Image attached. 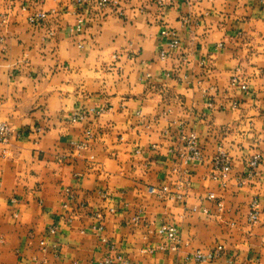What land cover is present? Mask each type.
<instances>
[{
  "label": "crops",
  "instance_id": "1",
  "mask_svg": "<svg viewBox=\"0 0 264 264\" xmlns=\"http://www.w3.org/2000/svg\"><path fill=\"white\" fill-rule=\"evenodd\" d=\"M0 122L11 131L0 144V264H97L109 246L127 264H264L259 0H0ZM218 152L224 181L212 179ZM254 153L262 162L248 178ZM162 186L167 196L149 193ZM165 224L179 233L174 252ZM216 246L217 258H192Z\"/></svg>",
  "mask_w": 264,
  "mask_h": 264
},
{
  "label": "built area",
  "instance_id": "2",
  "mask_svg": "<svg viewBox=\"0 0 264 264\" xmlns=\"http://www.w3.org/2000/svg\"><path fill=\"white\" fill-rule=\"evenodd\" d=\"M154 4L159 7H166V6H172L178 1H188V0H152ZM91 0H75V3L77 4H89ZM109 0H95L96 6L99 8H104L108 4ZM259 2L264 6V0H259ZM44 18L43 14H40L38 16H35L33 18H29L30 23H35L38 20H41ZM167 36L166 31L161 32V37L165 38ZM179 43L178 40L173 39L170 42L171 48L176 49L178 47ZM161 59L166 57V54L164 52L160 53ZM239 85L238 79L236 77H232L230 80V86L237 87ZM240 89L243 92H246L247 87L245 84H240ZM83 116H75L74 120H81ZM10 129L5 123H0V143H5L7 141V138L10 134ZM184 146L186 148V151L188 152L187 159L189 160H196L199 158V152L197 150V137L195 134L190 133L188 134L184 139ZM262 162V156L259 153H254L250 156L248 160V172L247 177L251 178L260 163ZM212 166V179L213 180H221L224 181L227 179L231 167L230 162L226 154L223 152H218L211 161ZM149 193L154 194L159 198L165 197L168 195V188L167 187H160L158 189L156 188H149ZM212 196L209 195L208 199H211ZM217 209L220 210L222 208L221 202H218L216 204ZM259 202L257 200H252V202L249 205V212L247 215V221L250 224H253L257 221L259 217ZM101 229L98 228L97 232L100 233ZM162 232L166 238L167 241V248L174 252L177 250L179 245V233L175 226L171 224H165L162 226ZM101 241L106 244L107 241L105 238H101ZM223 248L222 246H216L214 250L208 252L207 254H202L201 252H195L192 255V258L200 262L202 260L210 261L214 258H217L222 253ZM97 264H127L125 260H123L120 256H117L113 253V248L109 246L108 251L101 257V259L97 262Z\"/></svg>",
  "mask_w": 264,
  "mask_h": 264
},
{
  "label": "rangeland",
  "instance_id": "3",
  "mask_svg": "<svg viewBox=\"0 0 264 264\" xmlns=\"http://www.w3.org/2000/svg\"><path fill=\"white\" fill-rule=\"evenodd\" d=\"M0 123H3V122H0ZM0 144H3V143H0Z\"/></svg>",
  "mask_w": 264,
  "mask_h": 264
}]
</instances>
